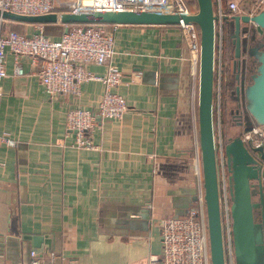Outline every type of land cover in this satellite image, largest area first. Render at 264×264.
<instances>
[{
	"label": "crops",
	"instance_id": "1",
	"mask_svg": "<svg viewBox=\"0 0 264 264\" xmlns=\"http://www.w3.org/2000/svg\"><path fill=\"white\" fill-rule=\"evenodd\" d=\"M227 1L220 0L222 14L233 12ZM252 1L237 0L238 12H248ZM38 26L57 38L65 24L4 20V28L25 34ZM221 45L225 80L234 70L222 26ZM19 58L23 73L14 74L13 54L5 53L1 81L0 133L16 143L0 141V264H28L31 249L53 264H147L160 251L161 218L186 214L198 191L202 195L197 59L180 28L175 22L117 24L112 61L122 75L112 91L127 107L93 128L96 148L72 145L65 115L72 105L94 109L102 81L81 82L79 94L51 95L40 82L39 59ZM86 68L106 73L105 64ZM30 235L44 238L35 246Z\"/></svg>",
	"mask_w": 264,
	"mask_h": 264
},
{
	"label": "built area",
	"instance_id": "2",
	"mask_svg": "<svg viewBox=\"0 0 264 264\" xmlns=\"http://www.w3.org/2000/svg\"><path fill=\"white\" fill-rule=\"evenodd\" d=\"M214 12V64L212 88V128L215 156V174L218 213L221 232L223 264H235L231 238L230 200L228 179L223 152L220 127V79L221 61V7L220 0H212ZM264 0H253L248 12L257 10ZM227 6L233 12L239 11L237 0H228ZM14 10L38 13L76 9H163L178 15L192 12L196 4L189 0H0V10ZM5 17L0 14V100L3 95L2 78L6 74L5 53L13 54V73L22 74L20 55L26 54L32 60L39 59L38 75L45 90L51 95L63 93L79 94L80 84L90 79L101 80L103 92L94 109L79 105L70 106L65 115L66 128L73 133L72 145L83 148H96L92 139L93 128L105 117H120L127 105L123 97L112 91L120 81L122 71L113 63L114 30L118 22L107 27L100 22L81 24L73 22L59 37L46 36L38 26L32 34H25L13 28H4ZM176 25L182 32L183 41L193 60L198 57V32L192 20H182L179 16ZM94 62L105 64L106 73L97 75L86 68ZM240 137L249 145L261 144L264 149V125L251 124L242 130ZM0 141L15 145L16 141L8 133H0ZM194 172L198 175L197 160ZM160 251L151 254L147 264H210L203 198L198 191L184 215L166 216L159 221ZM28 264H53L51 257H44L34 249L30 250Z\"/></svg>",
	"mask_w": 264,
	"mask_h": 264
},
{
	"label": "water",
	"instance_id": "3",
	"mask_svg": "<svg viewBox=\"0 0 264 264\" xmlns=\"http://www.w3.org/2000/svg\"><path fill=\"white\" fill-rule=\"evenodd\" d=\"M196 9L186 14L163 9H76L26 13L0 10L4 17L26 21L64 22H176L192 20L198 27V57L196 109L198 147L202 180V198L205 212L207 245L210 264H223L221 232L218 213L215 156L212 128V88L214 64V12L212 0H195ZM221 26L226 27L233 56L239 58L244 51L245 59L255 61L254 69L244 61L232 62L236 85L235 98L239 94L245 111L255 124H264V4L253 12L222 14ZM261 34L257 47L249 45L252 34ZM250 127V126H249ZM247 128H243L248 129ZM222 133V132H221ZM225 165L228 172L230 200L231 238L235 264H264V149L261 144L245 145L240 134H222ZM259 220L256 221L255 213ZM33 245L43 235H30Z\"/></svg>",
	"mask_w": 264,
	"mask_h": 264
},
{
	"label": "flooded vegetation",
	"instance_id": "4",
	"mask_svg": "<svg viewBox=\"0 0 264 264\" xmlns=\"http://www.w3.org/2000/svg\"><path fill=\"white\" fill-rule=\"evenodd\" d=\"M249 45L252 47H257V45L259 44V42L261 41V34H258L257 32H255L254 34H252L250 36L249 39ZM230 43V42H229ZM231 45V44H230ZM264 48V40H263V45L259 47V50H262ZM245 53L244 51L240 52L239 54V58H235L233 56V48L231 45V55L229 56V62L231 65V68L233 70V66H232V62H236V61H240L241 63L244 61L245 65H247L251 70L254 69V65H255V61L251 58V57H247V59H245ZM234 62V64H235ZM236 85V81L233 84L232 88H230V97L229 100L232 102V105H230L229 108H227V112L229 114V119L231 123H234L235 125H237L238 130L236 133H241L242 130H244L243 128L245 127L246 124H253L252 119L248 116L247 112L245 111V106H244V101L242 100L240 94H239V98H235V94L233 92L234 86ZM264 125V124H263ZM245 145H249L246 141H244ZM261 167H264V164L261 163ZM227 170V169H226ZM228 175V172H227ZM254 215H255V220L258 221V215L256 214L257 211H254Z\"/></svg>",
	"mask_w": 264,
	"mask_h": 264
},
{
	"label": "rangeland",
	"instance_id": "5",
	"mask_svg": "<svg viewBox=\"0 0 264 264\" xmlns=\"http://www.w3.org/2000/svg\"><path fill=\"white\" fill-rule=\"evenodd\" d=\"M46 32V31H45ZM231 91H227L224 95H222L220 100V127L222 134H236L238 127L234 123L230 122L229 114L227 112V108L232 105V102L229 100V95ZM251 125V123L246 124L244 128H247Z\"/></svg>",
	"mask_w": 264,
	"mask_h": 264
},
{
	"label": "trees",
	"instance_id": "6",
	"mask_svg": "<svg viewBox=\"0 0 264 264\" xmlns=\"http://www.w3.org/2000/svg\"><path fill=\"white\" fill-rule=\"evenodd\" d=\"M191 2H195V0H189ZM196 3V2H195ZM73 22H78V21H72V22H69V25L70 24H73ZM81 24H90V22H87V21H81ZM100 24H103L107 27H109V25L112 24V22H108V21H100ZM196 26V29H197V32H198V27L197 25ZM223 46V45H221ZM222 48V47H221ZM222 51H223V48H222ZM222 51H221V60H222ZM222 78L220 79V100H221V97L222 95H224L227 91L230 90V88H232L233 84L235 83V80L233 77H227V79L224 80V77H223V73H222ZM196 100V99H195ZM220 121H221V117H220ZM205 213V212H204Z\"/></svg>",
	"mask_w": 264,
	"mask_h": 264
}]
</instances>
